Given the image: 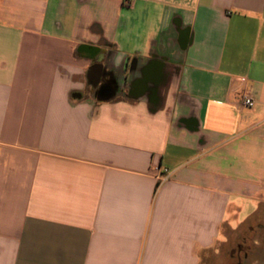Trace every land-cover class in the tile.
<instances>
[{
  "label": "crops",
  "instance_id": "0c3cea01",
  "mask_svg": "<svg viewBox=\"0 0 264 264\" xmlns=\"http://www.w3.org/2000/svg\"><path fill=\"white\" fill-rule=\"evenodd\" d=\"M233 200L264 210V0H0V264H206Z\"/></svg>",
  "mask_w": 264,
  "mask_h": 264
},
{
  "label": "rangeland",
  "instance_id": "374dc122",
  "mask_svg": "<svg viewBox=\"0 0 264 264\" xmlns=\"http://www.w3.org/2000/svg\"><path fill=\"white\" fill-rule=\"evenodd\" d=\"M232 206L238 209H230L226 217L231 227L237 230L229 233L228 242L218 247L217 255L211 257L206 264H234L232 260V251H236L238 243L244 244L245 251L249 254V260L246 264H263L264 263V226H258V222L264 221V210L261 215L252 217L254 203L249 200H233ZM224 237H220L223 241Z\"/></svg>",
  "mask_w": 264,
  "mask_h": 264
},
{
  "label": "flooded vegetation",
  "instance_id": "af4514ba",
  "mask_svg": "<svg viewBox=\"0 0 264 264\" xmlns=\"http://www.w3.org/2000/svg\"><path fill=\"white\" fill-rule=\"evenodd\" d=\"M106 76H108L106 74ZM116 89V85L113 84L112 79H107L105 83L100 86L98 89V92L101 96H107L109 94H113ZM244 249V244L243 243H238L236 245V251H232V260L234 261V264H246L249 260V254L247 251ZM264 264V263H263Z\"/></svg>",
  "mask_w": 264,
  "mask_h": 264
},
{
  "label": "built area",
  "instance_id": "2783aa9c",
  "mask_svg": "<svg viewBox=\"0 0 264 264\" xmlns=\"http://www.w3.org/2000/svg\"><path fill=\"white\" fill-rule=\"evenodd\" d=\"M123 2L127 5H131L134 3V0H123ZM256 104V101L254 99L253 96L251 95H248V96H245L244 99H243V105L244 107L246 108H253ZM168 177H162L160 176V181L161 182H165L167 181Z\"/></svg>",
  "mask_w": 264,
  "mask_h": 264
}]
</instances>
